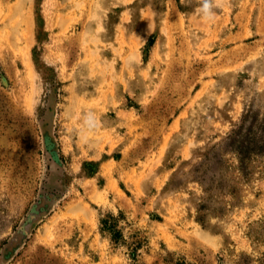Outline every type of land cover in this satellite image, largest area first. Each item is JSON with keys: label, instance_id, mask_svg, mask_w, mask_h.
I'll return each mask as SVG.
<instances>
[{"label": "rangeland", "instance_id": "1", "mask_svg": "<svg viewBox=\"0 0 264 264\" xmlns=\"http://www.w3.org/2000/svg\"><path fill=\"white\" fill-rule=\"evenodd\" d=\"M201 2L0 0V264H264V0Z\"/></svg>", "mask_w": 264, "mask_h": 264}, {"label": "trees", "instance_id": "2", "mask_svg": "<svg viewBox=\"0 0 264 264\" xmlns=\"http://www.w3.org/2000/svg\"><path fill=\"white\" fill-rule=\"evenodd\" d=\"M233 135H231V140L234 142V141H237L238 142V140H236L238 137H232ZM239 142H241V141H239ZM245 143V141H242L241 142V144L239 145V149H238V147H233V150L239 155V158L240 159H242L243 158V156L245 155V154H247V150H248V148H249V146L247 145H243ZM45 201V203H48V201H50L49 199H47V200H44ZM48 206H49V204L47 205V204H45V207H44V210L46 211L47 209H48ZM35 208H36V206L35 205H33L31 208H30V210H29V212L27 213V216H26V219H25V221L20 225V227L19 228H21V232L22 233H24V236L28 233V229L31 227V225L35 222V220H34V213L36 212V210H35ZM106 220L104 221V223L106 224ZM29 227L28 229H26V227ZM15 248V247H14ZM8 253V251H5V254H7ZM3 257H4V253H3Z\"/></svg>", "mask_w": 264, "mask_h": 264}, {"label": "clouds", "instance_id": "3", "mask_svg": "<svg viewBox=\"0 0 264 264\" xmlns=\"http://www.w3.org/2000/svg\"><path fill=\"white\" fill-rule=\"evenodd\" d=\"M221 0H202L200 7L197 9L205 20H211L214 17L213 7L219 6Z\"/></svg>", "mask_w": 264, "mask_h": 264}]
</instances>
